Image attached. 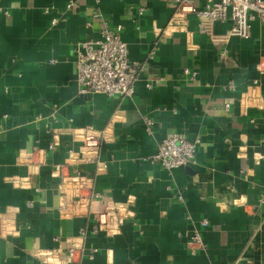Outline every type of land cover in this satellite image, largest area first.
<instances>
[{
    "label": "crops",
    "instance_id": "1",
    "mask_svg": "<svg viewBox=\"0 0 264 264\" xmlns=\"http://www.w3.org/2000/svg\"><path fill=\"white\" fill-rule=\"evenodd\" d=\"M102 22L142 65L129 97L76 81V49ZM250 24L225 43L229 20L200 31L171 0H0V264H45L71 244L82 254L60 264H264V23ZM88 126L103 134L93 156ZM172 132L198 140L194 164L152 159ZM105 206L128 210L119 232L79 238Z\"/></svg>",
    "mask_w": 264,
    "mask_h": 264
},
{
    "label": "built area",
    "instance_id": "2",
    "mask_svg": "<svg viewBox=\"0 0 264 264\" xmlns=\"http://www.w3.org/2000/svg\"><path fill=\"white\" fill-rule=\"evenodd\" d=\"M97 2L99 0H96ZM175 5V15L185 18L187 15H194L199 21V30L204 31V23L229 20L230 28L223 36L226 43L231 37L248 38L251 35V22L257 20L264 23V0H171ZM75 5L74 1H69L66 8ZM53 7L44 8L45 13H49ZM94 17L99 13L95 12ZM58 22V18H52L51 24ZM88 23V22H87ZM225 48L220 51V59L225 57ZM151 52L149 59L153 58ZM76 81L81 93H104L108 96L129 97L134 94L135 83L142 70V65L128 57L127 46L121 36V27H109L107 22H102L96 38L81 41L76 49ZM185 74H190L193 78L195 73L188 68L184 69ZM147 87L150 84H146ZM228 88H233L234 83L229 81ZM228 107V104H225ZM144 130L150 134L152 132L154 119L151 115H143ZM78 136L81 148L85 153L93 156L100 145L103 137L102 132L97 131L92 126L80 129ZM198 140H190L182 132H172L168 137L162 139L157 144L156 152L152 159L165 169H173L180 166L195 163L196 147ZM51 147L53 144L50 145ZM78 183L82 182L81 175L77 171L73 176ZM83 188V186H80ZM80 187H78L80 189ZM80 191V190H79ZM77 190L74 197L82 201V194ZM93 196L98 198V193ZM181 199L182 196H179ZM259 203H264V192L259 198ZM128 210L123 207L105 206L93 212V224L90 230L81 228L79 238H83L87 233H103L113 236L119 232L120 224ZM202 225L206 226L208 221L202 220ZM192 242L197 247H202V239L198 233L192 236ZM83 245L71 244L64 251L52 249L46 253L45 264H60L63 261L73 260L82 254ZM96 248H91L87 253L89 258H93ZM193 252V251H192Z\"/></svg>",
    "mask_w": 264,
    "mask_h": 264
}]
</instances>
